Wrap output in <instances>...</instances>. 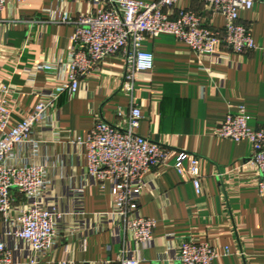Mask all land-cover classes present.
Returning <instances> with one entry per match:
<instances>
[{
	"label": "crops",
	"instance_id": "0c3cea01",
	"mask_svg": "<svg viewBox=\"0 0 264 264\" xmlns=\"http://www.w3.org/2000/svg\"><path fill=\"white\" fill-rule=\"evenodd\" d=\"M252 1L238 17L250 29L254 50L234 54L219 46L217 53L227 61H202L171 35L147 38L141 49L153 54L150 80L135 81L131 92L123 90L125 57L109 56L71 97L61 96L50 113L57 116L60 132L85 139L98 120L124 128L130 108L137 106L142 115L137 133L170 152L167 164L148 174L139 199L141 215L156 222L151 243L138 248L140 264H180L178 248L189 240L217 251L212 264H264V198L258 194L260 175L250 162L251 144L213 133L240 107L250 129L264 128V0ZM94 7L88 0H25L10 2L0 12V89L4 84L16 89L7 97L14 123L40 102L34 89L55 82L54 74L45 72L29 82L25 69L67 61L74 27L56 22L57 12L76 20ZM177 10L194 11L211 29L224 26L223 18L201 3L180 0L171 13ZM44 135L48 142L38 147L36 161L46 165L51 188L43 204L63 213L64 226L75 229V235L61 238L56 252L36 264H120L116 230L101 216L112 211L110 184L87 178L83 146L54 142L48 131ZM182 153L198 159L200 195L174 169ZM19 155L20 161L31 159L25 147ZM14 196L16 203L23 201ZM121 237L136 249L128 235ZM0 241L16 264H31L28 245L9 234L1 217Z\"/></svg>",
	"mask_w": 264,
	"mask_h": 264
},
{
	"label": "built area",
	"instance_id": "2783aa9c",
	"mask_svg": "<svg viewBox=\"0 0 264 264\" xmlns=\"http://www.w3.org/2000/svg\"><path fill=\"white\" fill-rule=\"evenodd\" d=\"M24 1L0 0V12L10 2L22 4ZM88 1L95 7L76 20L65 11L56 14V22L74 27L66 63L43 62L25 69L29 82H33L38 72L55 76L54 83L34 89L41 99L35 108L14 123L7 97L16 89L10 84H4L0 89V217L8 225L9 234L28 245L31 264L54 254L61 238L75 235V229L64 226L63 213L55 206L43 204L49 195L51 181L46 165L38 163L36 156L40 144L48 142L47 137H43L45 131L54 142L83 146L87 178L101 185L110 184L112 211L101 216L116 230L117 242L122 246L118 257L120 264H140L138 248L148 246L153 239L156 222L141 215L139 199L148 174L157 166L166 165L170 159L169 151L137 133L142 119L137 106L130 108L122 129L98 120L85 139L60 132L57 116L54 119L50 113L55 111L61 96L71 97L84 78L106 57L114 55L125 57L127 71L123 90L131 92L135 81L150 80L153 69V54L141 49L142 42L162 34L186 44L202 61H227L226 56L217 53L219 46L234 54L256 48L250 29L239 23L238 17L239 12L251 9L252 0H190L221 16L224 20L221 30L207 27L192 10H177L172 14L180 0ZM248 123L249 117L240 107L237 113L228 114L213 133L219 139L251 144L250 162L260 175L258 194L264 198V128L252 130ZM23 147L29 151L31 159L28 161H20L19 153ZM184 162L186 167L182 166ZM174 169L191 181L197 195L201 194L197 157L180 154ZM14 195L23 201L16 203ZM121 233L132 239L134 251L129 249ZM218 256L209 245L189 240L180 243L177 259L180 264H212ZM0 264H16L2 241ZM51 264L75 262L53 260Z\"/></svg>",
	"mask_w": 264,
	"mask_h": 264
}]
</instances>
